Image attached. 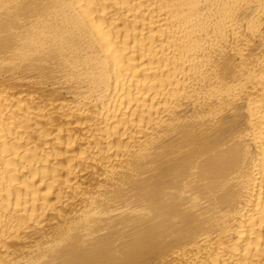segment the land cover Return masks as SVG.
<instances>
[{
    "label": "bare ground",
    "instance_id": "1",
    "mask_svg": "<svg viewBox=\"0 0 264 264\" xmlns=\"http://www.w3.org/2000/svg\"><path fill=\"white\" fill-rule=\"evenodd\" d=\"M0 264H264V0H0Z\"/></svg>",
    "mask_w": 264,
    "mask_h": 264
}]
</instances>
